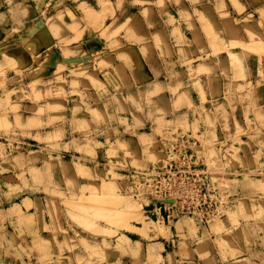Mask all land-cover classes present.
<instances>
[{"label":"rangeland","instance_id":"374dc122","mask_svg":"<svg viewBox=\"0 0 264 264\" xmlns=\"http://www.w3.org/2000/svg\"><path fill=\"white\" fill-rule=\"evenodd\" d=\"M1 13L0 264H264L263 0Z\"/></svg>","mask_w":264,"mask_h":264},{"label":"built area","instance_id":"2783aa9c","mask_svg":"<svg viewBox=\"0 0 264 264\" xmlns=\"http://www.w3.org/2000/svg\"><path fill=\"white\" fill-rule=\"evenodd\" d=\"M148 170H150V168ZM163 174L164 175H167V180H165V181H159L160 177ZM176 175H177V173H176V171L172 167H169V168L168 167H165L162 170H155L154 169V170L150 171L149 174H147L146 172H143V179H146L147 182L150 183L149 187H152L154 196L156 198H159V195H160L161 190L163 188L166 191H168L169 193H176L177 191H179L176 188V186H174L172 184L173 183V178L172 177H176ZM160 185H162L163 188ZM179 194H180V192L178 193V195Z\"/></svg>","mask_w":264,"mask_h":264},{"label":"bare ground","instance_id":"6f19581e","mask_svg":"<svg viewBox=\"0 0 264 264\" xmlns=\"http://www.w3.org/2000/svg\"><path fill=\"white\" fill-rule=\"evenodd\" d=\"M92 16H93V15H92ZM94 18H95V17H94ZM94 21H95V20H94ZM95 22H96V21H95ZM95 22H94V23H95ZM94 23L92 22V24H94ZM96 23H97V22H96ZM96 23H95V24H96ZM258 49H259V48H258ZM260 50H261V49H260ZM256 52H258V51H256ZM243 56H244V55H243ZM131 62H132V61H131ZM263 64H264V63H263ZM61 102H62V101H61ZM160 128H161V127H160ZM162 129H163V128H162ZM132 132H133V131H132ZM155 132H156V131H155ZM157 132H158V131H157ZM159 134H160V133H159ZM165 134H166V133H165ZM170 135H171V134H170ZM165 137H166V136H165ZM165 137H164V138H165ZM169 138H170V137H169ZM146 141H147V140H145V142H146ZM177 142H178V141H177ZM141 143H142V140H141ZM142 144H143V143H142ZM210 145H211V144H210ZM211 150H212V149H211ZM260 151H261V150H260ZM113 153H114V152H113ZM113 153H112V154H113ZM151 153H152V152H151ZM203 153H204V152H203ZM153 154H154V153H153ZM149 155H150V153H149ZM151 155H152V154H151ZM149 157H150V156H149ZM149 157H148V158H149ZM151 157H152V156H151ZM207 158H208V157H207ZM148 160H149V159H148ZM150 160H151V159H150ZM154 160H155V159H154ZM189 162H190V161H189ZM188 164H189V163H188ZM177 169H178V168H177ZM83 170H84V169H83ZM206 171H207V170H206ZM216 172H217V171H216ZM148 173H149V172H148ZM140 174H142V173H140ZM183 174H184V173H183ZM162 179H163V178H162ZM146 181H147V180H146ZM173 181H174V179H173ZM189 185H190V184H189ZM183 186H184V185H183ZM180 187H181V186H180ZM261 187H262V186H261ZM261 187H260V189L262 190ZM263 188H264V184H263ZM138 189H139V188H138ZM178 189H179V188H178ZM164 190H165V189H164ZM228 190H229V189H228ZM184 191H186V190H184ZM184 191H183V193H184ZM190 192H191V191H190ZM222 195H223V194H222ZM125 197H126V196H125ZM115 198H116V197H115ZM142 198H143V197H142ZM240 198H241V197H240ZM195 199H197V198H195ZM86 200H87V199H86ZM115 200H120V199H115ZM242 200H243V199H242ZM87 201L90 202L89 199H88ZM87 201H86V203H87ZM91 201H92V200H91ZM93 201H95V199H94ZM93 201H92V203H96L97 206H98V202H99V201H98V200H97L96 202H93ZM187 201H188V200H187ZM83 202H84V201H83ZM92 203H91V204H92ZM99 203H101V202H99ZM111 203H112V202H111ZM111 203H110V205H112L111 207L113 208L114 204H111ZM220 203H221V202H220ZM85 205H86V204H85ZM88 205H90V204H88ZM101 205H104V204H101ZM95 206H96V205H95ZM98 207H100V205H99ZM18 209H19V207H18ZM21 211H22V210H21ZM21 211H19L18 213H20ZM135 211H137V210H135ZM137 212H139V211H137ZM139 213H140V212H139ZM123 214L125 215V216H123L124 218H125V217H128V218H129V217H130V218H134V217H135V212H134V210H132V209L127 210V212H126V213H123ZM141 214H142V213H141ZM232 214H233V213H232ZM235 214H236V211H235ZM119 215H120V217H119L118 215H117V216H118L120 219L123 218V217H121V214H120V213H119ZM199 215H200V214H199ZM233 215H234V214H233ZM33 216H34V215H33ZM117 216H115V217H117ZM136 216H137V215H136ZM30 217H32V216H30ZM115 217H114V218H115ZM139 217H140V215H139ZM139 217H138V218H139ZM28 218H29V217H28ZM28 218H27V220H28ZM119 218H118V219H119ZM124 218H123V219H124ZM229 218H230V217H229ZM25 219H26V218H25ZM136 219H137V217H136ZM136 219H135V220H136ZM232 219H233V218H232ZM30 220H31V218H30ZM30 220H29V222H30ZM124 220H125V219H124ZM129 220H130V219H129ZM129 220H128V221H129ZM230 220H231V218H230ZM121 221H122V220H121ZM125 221H127V220H125ZM232 221H234V219H233ZM23 222H24V221H22V223H23ZM32 222H33V219H32ZM117 222H118V220H117ZM190 222H191V221H190ZM227 222H228V221H227ZM114 223H115V221H114ZM114 223H113V224H114ZM118 223H119V222H118ZM141 223H142V222H141ZM184 223H185V222H184ZM231 223H232V222H231ZM234 223H235V222H234ZM143 224H145V223H142V225H143ZM124 225L128 226V222H127V224H124ZM191 225H193V223H192ZM114 226H115V225H114ZM130 226H131V225H130ZM145 226H146V225H145ZM194 226H195V225H194ZM117 227L120 228L121 225H120V227H119V225L117 224ZM131 227H132V226H131ZM142 227H143V226H142ZM126 228H127V227H126ZM129 228H130V227H129ZM233 228H234V227H233ZM134 229H135V228H134ZM146 229H148L147 226H146ZM132 230H133V229H132ZM135 230H136V229H135ZM190 230H191V229H190ZM218 230H219V229H218ZM136 231H138V229H137ZM139 231H140V230H139ZM142 232H143V231H141V233H142ZM159 232H160V231H159ZM192 232H193V231H192ZM141 233H140V234H141ZM148 233H149V232H148ZM160 233H161V232H160ZM142 234H143V233H142ZM168 234H169V233H168ZM143 235H144V234H143ZM162 235H163V234H162ZM145 236H146V233H145ZM121 237H122V236H121ZM123 237H124V236H123ZM166 237H167V236H166ZM166 237H165V238H166ZM205 237H206V236H205ZM145 238H146V237H145ZM121 241H122V240H121ZM125 241L127 242L126 239H125ZM200 245H201V244H200ZM205 245H206V244H205ZM38 248H39V247H38ZM224 249H225V247H224ZM230 250H231V249H230ZM221 252H222V251H221ZM233 252H235V251H233ZM222 253H223V252H222ZM224 253H226V252H224ZM42 264H43V263H42Z\"/></svg>","mask_w":264,"mask_h":264},{"label":"crops","instance_id":"0c3cea01","mask_svg":"<svg viewBox=\"0 0 264 264\" xmlns=\"http://www.w3.org/2000/svg\"><path fill=\"white\" fill-rule=\"evenodd\" d=\"M0 2H4V3H6V0H0ZM263 2H264V0H263ZM15 20H17V21H20V20H24V18L22 17L21 18V16L19 15L17 18H15L13 15H9V14H0V28H3V26H4V22L6 21V22H14ZM3 30V29H2ZM14 30H16V29H14ZM1 37V40L3 39V37H4V35H1L0 36ZM195 51L196 50H194V53H195ZM236 53H240V51L239 52H236ZM207 67H213V63H215V62H213L212 61V59L210 58V59H208L207 57H204V62H203ZM214 68V67H213ZM193 263H195V262H193ZM196 264V263H195Z\"/></svg>","mask_w":264,"mask_h":264}]
</instances>
